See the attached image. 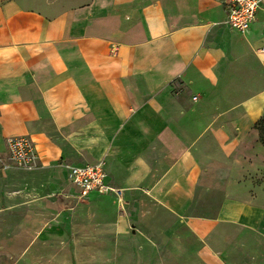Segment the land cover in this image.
Masks as SVG:
<instances>
[{"label": "crops", "instance_id": "obj_1", "mask_svg": "<svg viewBox=\"0 0 264 264\" xmlns=\"http://www.w3.org/2000/svg\"><path fill=\"white\" fill-rule=\"evenodd\" d=\"M64 4L57 14L17 1L0 6V155L9 137L31 140L38 163L24 185L35 181L57 191L54 174L61 172L78 196L67 166L102 161L106 171L114 157L118 172L145 185L132 188L134 194L149 197L140 199L139 193L120 225L153 219L154 210L163 220L171 218L165 228L171 230L169 240L165 230L159 242L155 234L138 237L147 258L180 248L175 232L181 228L198 240L235 227L247 234L260 231V205L234 183L220 201L214 199L198 183V158L231 155L264 113V59L251 50L255 42L264 46V0L246 33L225 24L221 0ZM174 81L192 85L204 101L218 96L219 106L235 103L228 110L229 148L222 150L228 139L225 131L211 130L213 123L187 148L188 130L209 125L199 113L209 115L213 105L209 101L187 115L172 96ZM105 183L123 192L108 176ZM216 241L225 244L223 237Z\"/></svg>", "mask_w": 264, "mask_h": 264}, {"label": "rangeland", "instance_id": "obj_2", "mask_svg": "<svg viewBox=\"0 0 264 264\" xmlns=\"http://www.w3.org/2000/svg\"><path fill=\"white\" fill-rule=\"evenodd\" d=\"M11 1L49 8L54 14L66 8L64 0H0V6ZM261 5L262 0L260 8ZM259 48L257 42L252 45L254 55H258ZM224 84L225 81H221L219 87ZM171 87L173 98L187 115L209 101V105H213L210 116L199 113L209 125L188 130L184 137L187 148L194 146L212 123L211 130L225 131L229 140L224 139L222 150L229 148L233 135L229 131L228 110L235 105L231 98L219 106L220 97L211 96L204 101V96L195 92L190 84L174 81ZM3 151L0 155V264H264V221L260 231L247 234L235 227L204 240H198L188 229L181 228L175 232L180 248L172 252L163 249L147 258L141 255L138 237L155 234L154 241L159 242L158 235L168 227L171 218L163 220L154 210L153 219L141 217L136 225L127 219L125 225H120L121 219L130 215V203L139 200L142 193L138 191L135 195L131 189L145 190V185L138 181L133 184L123 172H118L114 157L107 162L104 171L111 183L123 192L115 189L117 192L80 199L61 172L54 174L60 184L57 191L48 192L44 183L35 181L25 186L26 174L37 167L21 169L9 159L6 150ZM199 160L202 168L198 183L206 192L214 194V199L220 201L228 185L234 183L264 210V113L251 127L249 138L231 155H199ZM11 174L15 176L10 178ZM141 176V180L145 178ZM28 191L33 192L31 196ZM144 198L149 197L144 193L140 199ZM166 232L169 240L171 230ZM216 236L223 237L225 244L216 241Z\"/></svg>", "mask_w": 264, "mask_h": 264}, {"label": "built area", "instance_id": "obj_3", "mask_svg": "<svg viewBox=\"0 0 264 264\" xmlns=\"http://www.w3.org/2000/svg\"><path fill=\"white\" fill-rule=\"evenodd\" d=\"M226 13V23L239 33H246L255 20L260 7L259 0H221ZM264 59V46L258 50ZM9 159L19 168L31 170L37 167V154L33 143L26 136H14L6 139ZM71 183L79 190L80 199L91 193L97 195L117 192L105 183L104 163L99 161L82 167L67 166Z\"/></svg>", "mask_w": 264, "mask_h": 264}, {"label": "water", "instance_id": "obj_4", "mask_svg": "<svg viewBox=\"0 0 264 264\" xmlns=\"http://www.w3.org/2000/svg\"><path fill=\"white\" fill-rule=\"evenodd\" d=\"M132 233H134V230H132Z\"/></svg>", "mask_w": 264, "mask_h": 264}]
</instances>
